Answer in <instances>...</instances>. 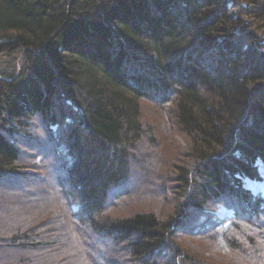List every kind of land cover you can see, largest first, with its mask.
Segmentation results:
<instances>
[{"label": "trees", "instance_id": "1", "mask_svg": "<svg viewBox=\"0 0 264 264\" xmlns=\"http://www.w3.org/2000/svg\"><path fill=\"white\" fill-rule=\"evenodd\" d=\"M144 99L172 104L192 160L178 166L166 217H113L109 193L129 176L126 150L152 135ZM34 152L50 159L86 236L87 251L71 246L82 254L74 260L54 247L59 229L35 223L40 207L17 213L24 198L12 181H40L25 162ZM260 167L264 0H0V191L15 202L0 216V264H87L88 255L95 264H208L185 241L222 245L223 221L211 214L221 206L233 225L223 245L264 264V195L245 187L263 179Z\"/></svg>", "mask_w": 264, "mask_h": 264}, {"label": "rangeland", "instance_id": "2", "mask_svg": "<svg viewBox=\"0 0 264 264\" xmlns=\"http://www.w3.org/2000/svg\"><path fill=\"white\" fill-rule=\"evenodd\" d=\"M172 109L171 103L168 104L163 102L161 105L160 103L157 105L151 100H142V121L144 126L152 132V135L147 139L140 140L134 144V146L126 150V156H128L127 162L130 170L129 176L124 181L120 194H117L120 190L114 189V187L111 189L109 193L110 202L107 208L108 215L123 217L141 209H154V211L162 217H166L170 213L173 200L175 196H177V193L173 190L176 189V179L180 171L178 166L182 164L189 166L192 160L190 155V141L173 121L170 114V110ZM45 141L46 140L43 142ZM37 154L39 153L34 152L31 156L28 155L29 157L27 156L28 158L25 161L29 164H33L34 167L29 168V170L39 177L40 181L37 185L27 184L29 180L26 182L22 179L12 181L14 182L12 183L13 187L17 190V196L19 195L22 199L24 198L23 201H15L17 202L16 207L19 209L17 213L27 214L30 204L34 205L35 209L40 207L36 215L37 218L35 223L40 224L48 221L52 226L50 230L53 228L59 229L60 233L58 232L59 230H56L53 232L54 235L52 234V237L55 236L56 238H54L56 242H58L60 237H62V233L63 240L54 247L64 246L66 250H69L68 255L72 256L71 258L74 260V257L79 258V255L82 256L81 253L78 255V251L77 253L75 252V247L78 246L81 248L80 251L82 252L84 250L87 251L84 245L86 236L81 240L82 236L78 230V226L75 224L74 220H72L73 215L70 211L72 208L68 201L67 206L65 205L66 202L61 193L60 176L55 174V172L51 173L46 167L50 159L47 158L44 160L43 158L42 160ZM260 171H262L263 179L260 181L247 179L245 187L249 188L254 194L262 193L264 195V168L260 167ZM9 195H11L9 190L2 191V193L0 191V216L4 215L3 213L7 211V209H10L11 205L15 203L14 199L8 197ZM215 203L216 200L211 203L213 204L212 209L215 207ZM210 211L211 210H207L204 214H208ZM211 214L217 215L219 219L223 221L221 223L222 228L221 233H219L220 235H218V239L215 237V240L218 242L221 241L223 245V236L225 234L229 236L233 230L232 223L228 222L226 219L231 215V211L221 206ZM4 220L5 219L2 220L3 223ZM2 226L5 225L1 224L0 227ZM44 231L47 233V235H45V240L51 242V234L49 235L46 230ZM193 241L194 243L191 244L190 242ZM185 244L188 249L193 247L198 253L206 255L210 261L208 264H212V262L217 264H248L249 262H246L254 258L251 256L250 249L244 254L246 261L244 260V262H242L237 258L239 257V253L232 252L233 249H227L226 245L222 246L219 243L212 250L208 242H203L197 237L185 241ZM10 246L18 247L17 244ZM71 246L75 247L72 248ZM240 246H244L245 248L248 247L244 242H242V245L238 243L237 247ZM89 256L90 255H88L87 259H85V257L81 258H83L87 264H95ZM248 257H250V260ZM72 262L73 261L70 260L69 263L64 264H73Z\"/></svg>", "mask_w": 264, "mask_h": 264}]
</instances>
